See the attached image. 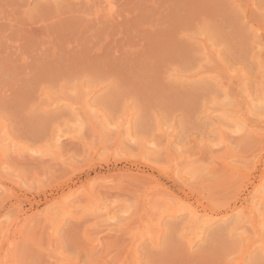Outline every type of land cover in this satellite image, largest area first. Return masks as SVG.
Wrapping results in <instances>:
<instances>
[{
	"label": "rangeland",
	"instance_id": "obj_1",
	"mask_svg": "<svg viewBox=\"0 0 264 264\" xmlns=\"http://www.w3.org/2000/svg\"><path fill=\"white\" fill-rule=\"evenodd\" d=\"M0 264H264V0H0Z\"/></svg>",
	"mask_w": 264,
	"mask_h": 264
},
{
	"label": "bare ground",
	"instance_id": "obj_2",
	"mask_svg": "<svg viewBox=\"0 0 264 264\" xmlns=\"http://www.w3.org/2000/svg\"><path fill=\"white\" fill-rule=\"evenodd\" d=\"M102 1V0H101Z\"/></svg>",
	"mask_w": 264,
	"mask_h": 264
}]
</instances>
